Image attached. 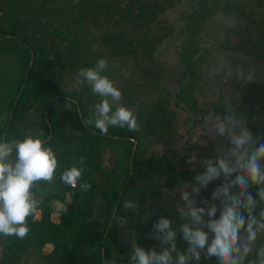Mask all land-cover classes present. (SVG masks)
Instances as JSON below:
<instances>
[{"label": "rangeland", "instance_id": "rangeland-1", "mask_svg": "<svg viewBox=\"0 0 264 264\" xmlns=\"http://www.w3.org/2000/svg\"><path fill=\"white\" fill-rule=\"evenodd\" d=\"M197 2L120 0L121 4H118L121 10L117 9L113 16L99 18L85 28L89 46L97 53L98 59L108 61V68L101 74L107 76L122 92L121 101L116 106L131 109L140 125L137 131L139 141L133 144L131 150L135 151L133 159L141 161L150 156H165L178 171L192 174L191 181L172 189L157 182L154 189L158 190V195L150 213H145V208L137 210L140 223L135 229L128 222L125 226L118 225L116 234L120 246L129 254L130 239L135 238L138 239V246L145 250H160L158 241L150 238L154 224L150 216L161 217L164 215L162 211L176 209L177 203H182L180 193L190 190L194 177L204 170L203 160L215 156L216 144H226V141H222L224 138L215 133L209 136L205 124L206 120L214 118L217 110L227 114L226 102L229 101L237 115L245 119L252 135L261 137L260 142H264V55L255 47L258 35L264 33V8H257L251 0L207 1L209 11L195 29L194 46L197 52L189 58L195 66L191 71L195 74L193 80L181 60L182 44L189 35L188 16L199 9ZM112 34L118 42L121 40L125 45H130L128 51L120 49L118 52L110 47ZM2 61L5 71L0 75V91L6 77L14 76L10 72H17V59L9 57ZM238 67L255 72L251 83L238 82L235 78L225 79L224 72L229 69L235 71ZM69 68H58L61 73L58 91L62 97H72L75 102L80 100L89 111L100 97L94 95L86 84H77L78 71ZM217 70L219 75L214 74ZM20 76L19 71L13 80L18 82ZM181 84H186L184 96L191 94L188 102L177 99ZM76 110L80 119L78 106ZM70 114L74 116L73 111ZM77 121H68L66 127L69 132L80 135L82 132ZM46 126L45 113L31 109L18 128L33 137L42 138L46 134ZM126 155L121 144L104 148L101 176L94 179L101 181L106 178L112 170H117L120 163L125 167L128 163ZM139 176L136 180L144 177L143 174ZM145 178H155V175L150 174V178ZM220 183L222 180L211 182L203 189L197 198V206H204L199 203L201 199L211 202V193ZM35 197L40 202V196ZM216 203L219 208V202ZM53 207L58 210L62 205L54 202ZM94 228V223L88 226L90 230ZM177 240L181 244L177 248L186 249L187 245L179 235ZM260 246H264V234L255 242L257 249ZM1 250L0 246V259ZM49 251L50 247H46L44 253ZM252 256L255 257V253ZM18 264L48 263L43 256L29 253ZM191 264L196 262L192 261ZM200 264L209 262L202 257Z\"/></svg>", "mask_w": 264, "mask_h": 264}, {"label": "trees", "instance_id": "trees-1", "mask_svg": "<svg viewBox=\"0 0 264 264\" xmlns=\"http://www.w3.org/2000/svg\"><path fill=\"white\" fill-rule=\"evenodd\" d=\"M207 1L198 0L199 9L188 16L189 35L182 44L181 61L193 80L195 74L191 71L195 66L189 58L197 52L195 29L209 11ZM251 1L257 8H264V0ZM118 3L120 0H0V75L5 71L2 59L9 57L17 59V72L10 75L21 73L18 82L13 80L14 76L6 77L0 91V140L24 139L30 134L24 133L18 125L24 122L27 113L31 109L47 112L50 128L46 126V134L40 139L45 141V147L53 149L58 160L54 182L41 181L33 189L41 200L36 213L27 218L28 235L24 239L0 236V264H18L29 253L43 256L48 264H103L111 259L118 260L116 264H130L131 254L121 248L116 234L118 225L112 219L113 210L116 209L117 216L126 217L135 229L140 223L138 214L125 210L124 201L134 202L138 209L145 208V213L149 214L158 195V190L154 189L157 182L172 189L192 180L190 172L178 171L165 156H150L141 161L134 158L130 167L132 140L139 141L137 131L110 127L107 135H101L94 126L82 124L91 117L80 100L75 104L72 97H62L58 91L60 66L64 70L71 67L73 71L95 66L98 56L89 46L85 28L99 18L116 14L117 9L121 10ZM111 37L109 43L113 50L128 51L129 44L118 42L114 34ZM256 41L255 47L264 55V33H260ZM185 85H180L177 99L188 102L191 94L184 96ZM76 106L81 112L80 119ZM71 109L74 116L70 114ZM216 114L225 113L217 110ZM75 120H78L80 135L67 130V122ZM114 144L124 146L128 163L125 167L120 163L117 170L96 181L94 178L101 176L102 151ZM81 158L84 171L78 182L89 184V190L59 186L60 174L72 166H81L77 164ZM142 174L144 177L136 180ZM150 174L155 178H150ZM250 191L256 193L257 189L253 187ZM54 202L62 205L64 211L54 208ZM162 212V216L173 221L174 228L184 222L175 208ZM150 218L153 224L160 217ZM91 223L95 224L92 230L88 229ZM178 235L181 237L180 233ZM135 240L138 242L137 238ZM179 243L177 240V247ZM46 247H50L48 253H44ZM208 262L216 264L215 259Z\"/></svg>", "mask_w": 264, "mask_h": 264}, {"label": "clouds", "instance_id": "clouds-1", "mask_svg": "<svg viewBox=\"0 0 264 264\" xmlns=\"http://www.w3.org/2000/svg\"><path fill=\"white\" fill-rule=\"evenodd\" d=\"M107 68L108 61L100 58L94 67H82L77 73V84H86L101 98L89 109L91 118L84 119V124L94 126L101 135H107L110 127L139 131L133 111L116 106L122 92L101 74ZM214 74L219 75V70ZM254 76L253 70L245 71L243 67L224 72L226 80L235 78L245 84L251 83ZM224 105L227 114H216L205 124L209 136L215 133L226 144L215 145V156L203 160L204 170L194 177L190 190L180 193L182 203H177L176 210L184 222L178 228L164 216L154 222L150 238L159 242V251L145 250L135 239H130V264H191L192 261L200 264L202 257L205 261L215 259L216 264H264V246L255 247L258 237L264 234V142L252 135L245 119L237 115L229 101ZM44 144L45 141L31 135L22 140H0V236L24 239L30 231L27 218L36 213L39 204L33 189L38 182H54L58 160L53 149ZM77 164L81 166H72L59 177L73 189L82 180L84 159ZM221 180L211 193V202L201 199L199 203L204 206H197L201 191L211 182ZM90 187L80 183L84 191ZM253 187L257 189L255 196L250 191ZM123 208L135 213L138 205L124 201ZM112 219L119 226L128 222L126 217L117 216L116 209ZM178 233L187 245L184 250L177 248ZM253 253L255 257L249 259ZM104 264H116V261L105 260Z\"/></svg>", "mask_w": 264, "mask_h": 264}, {"label": "water", "instance_id": "water-1", "mask_svg": "<svg viewBox=\"0 0 264 264\" xmlns=\"http://www.w3.org/2000/svg\"><path fill=\"white\" fill-rule=\"evenodd\" d=\"M27 76H28V73H26V75H25V78H24L25 80L27 79ZM21 90H22V89H21ZM18 99H19V96L16 98V102H15V104L13 105L12 111H14ZM73 102L76 103L75 101H73ZM78 112H79V111H78ZM46 114H47V112H45V115H46ZM79 115H80V112H79ZM11 117H12V113L10 114L9 121H10ZM80 118H81V115H80ZM46 120H47V118H46ZM82 124L85 125L83 121H82ZM47 126H48V127L50 126L49 123H48V121H47ZM49 128H50V127H49ZM117 140H118V139H117ZM132 142H133V144H136V141H135V140H132ZM134 153H135V151L133 150L132 153H131V158H130V167H131V164H132V159H133ZM59 186L69 187V186L65 185L64 182H62V181H59ZM77 186H78L77 188H80V182H78V185H77ZM110 227H111V225L109 226V228H110ZM102 258H103V251H102ZM103 264H104V263H103Z\"/></svg>", "mask_w": 264, "mask_h": 264}, {"label": "flooded vegetation", "instance_id": "flooded-vegetation-1", "mask_svg": "<svg viewBox=\"0 0 264 264\" xmlns=\"http://www.w3.org/2000/svg\"><path fill=\"white\" fill-rule=\"evenodd\" d=\"M137 142V141H136Z\"/></svg>", "mask_w": 264, "mask_h": 264}]
</instances>
